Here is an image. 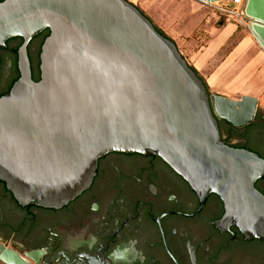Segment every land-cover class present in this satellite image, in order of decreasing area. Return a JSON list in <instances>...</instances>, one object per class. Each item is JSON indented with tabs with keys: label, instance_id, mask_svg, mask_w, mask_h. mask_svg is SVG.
<instances>
[{
	"label": "water",
	"instance_id": "1",
	"mask_svg": "<svg viewBox=\"0 0 264 264\" xmlns=\"http://www.w3.org/2000/svg\"><path fill=\"white\" fill-rule=\"evenodd\" d=\"M245 13L264 49V0H246ZM46 29L35 81L28 46ZM16 38L20 77L0 97V181L18 204L62 208L91 186L105 155H155L202 204L211 194L224 200L219 227L264 239V194L256 187L264 158L227 144L219 125L252 124L256 97L209 91L177 44L129 0H3L0 49ZM25 255L0 239L6 264H41L39 252Z\"/></svg>",
	"mask_w": 264,
	"mask_h": 264
},
{
	"label": "flooded vegetation",
	"instance_id": "2",
	"mask_svg": "<svg viewBox=\"0 0 264 264\" xmlns=\"http://www.w3.org/2000/svg\"><path fill=\"white\" fill-rule=\"evenodd\" d=\"M45 39L38 35L28 46L35 81L41 78ZM21 40L10 39L0 49V97L20 77L15 49ZM254 122L257 127L249 129ZM254 122L239 129L220 119L219 125L227 144L264 158L261 111ZM256 187L264 194V178ZM0 191L15 204L6 208L0 197V239L25 258L39 252L41 264H264V239H249L236 225L219 227L224 200L211 194L202 204L200 195L159 156L105 155L91 186L59 209L21 206L2 181Z\"/></svg>",
	"mask_w": 264,
	"mask_h": 264
},
{
	"label": "crops",
	"instance_id": "3",
	"mask_svg": "<svg viewBox=\"0 0 264 264\" xmlns=\"http://www.w3.org/2000/svg\"><path fill=\"white\" fill-rule=\"evenodd\" d=\"M226 1L230 0L133 2L177 44L209 91L234 100L253 96L259 102L264 95V49L246 26L239 28L216 7ZM194 2L198 6L191 10Z\"/></svg>",
	"mask_w": 264,
	"mask_h": 264
},
{
	"label": "rangeland",
	"instance_id": "4",
	"mask_svg": "<svg viewBox=\"0 0 264 264\" xmlns=\"http://www.w3.org/2000/svg\"><path fill=\"white\" fill-rule=\"evenodd\" d=\"M129 1H131L132 3H134L135 4V2H133V1H135V0H129ZM193 1H197V0H193ZM139 3V2H138ZM194 5L192 6L191 5V10L193 9H195L198 5H196L197 3H193ZM137 7H139L140 8V6L139 5H137V4H135ZM217 8H219L223 13H224V15H226L227 17H230L231 18V20H232V22H233V24H237V25H239V28H240V26H245V24L244 23H241L240 22V20L238 19V17H237V14H236V12H237V10L235 9V8H233V7H230V6H228V4H227V1L225 2V3H220L218 6H216ZM141 9V8H140ZM212 9V8H211ZM142 10V9H141ZM223 18V17H222ZM219 19L218 20V24L219 25H221L222 23H223V20L224 19ZM235 20V21H234ZM261 98H260V101H259V108H260V111L262 112V114H264V95H262V96H260ZM0 264H6L5 262H3L1 259H0Z\"/></svg>",
	"mask_w": 264,
	"mask_h": 264
},
{
	"label": "built area",
	"instance_id": "5",
	"mask_svg": "<svg viewBox=\"0 0 264 264\" xmlns=\"http://www.w3.org/2000/svg\"><path fill=\"white\" fill-rule=\"evenodd\" d=\"M245 1L246 0H230L228 6L237 10L236 14L241 23L247 24V16L245 13Z\"/></svg>",
	"mask_w": 264,
	"mask_h": 264
},
{
	"label": "trees",
	"instance_id": "6",
	"mask_svg": "<svg viewBox=\"0 0 264 264\" xmlns=\"http://www.w3.org/2000/svg\"><path fill=\"white\" fill-rule=\"evenodd\" d=\"M1 1H3V0H0V2ZM139 8V7H138ZM140 9V8H139ZM141 10V9H140ZM143 13H144V11L143 10H141ZM145 14V13H144ZM148 18H150L147 14H145ZM151 19V18H150ZM153 22V21H152ZM154 23V22H153ZM154 25H155V27H156V29L161 33V34H163L164 36H166V37H168L155 23H154ZM46 33H49V30L48 29H46L45 31H44V34H40V36L41 37H47L49 34H46ZM22 42H23V40H21L20 41V45L22 44ZM20 45H19V47H20ZM18 47V48H19ZM18 48H16L15 49V51L17 52V50H18ZM195 70V69H194ZM198 74V73H197ZM199 75V74H198ZM205 82V81H204ZM206 84V83H205ZM257 127V123L256 122H254V124L252 125V126H250L249 127V129H253V128H256Z\"/></svg>",
	"mask_w": 264,
	"mask_h": 264
}]
</instances>
